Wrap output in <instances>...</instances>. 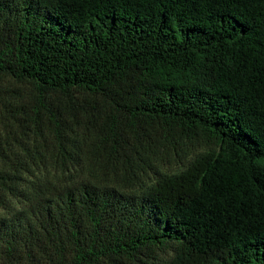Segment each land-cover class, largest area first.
Segmentation results:
<instances>
[{
	"label": "trees",
	"instance_id": "1",
	"mask_svg": "<svg viewBox=\"0 0 264 264\" xmlns=\"http://www.w3.org/2000/svg\"><path fill=\"white\" fill-rule=\"evenodd\" d=\"M83 151L138 189L20 187ZM0 264H264V0H0Z\"/></svg>",
	"mask_w": 264,
	"mask_h": 264
},
{
	"label": "rangeland",
	"instance_id": "2",
	"mask_svg": "<svg viewBox=\"0 0 264 264\" xmlns=\"http://www.w3.org/2000/svg\"><path fill=\"white\" fill-rule=\"evenodd\" d=\"M212 147V143L202 138L190 142L184 141L182 144L174 146H169L165 143L159 147V152L153 155L150 164L144 167L145 173L141 178L148 181V179L154 177L156 171H176L182 165H185L194 154ZM83 154L80 159L81 164H79L81 166L74 167L71 172H60L58 168H54L53 165L47 162L45 164L38 162L30 165L29 170L22 174V180L19 183L20 187L25 189L26 193L33 191L31 194L35 192L46 194L53 188L69 183L70 180V183H75L79 180L87 179L98 185L114 187L123 193L138 189L134 185H128L129 182L127 183V181L120 179V174L123 172L122 167L118 166V169H116V166L110 161L98 163L101 158L91 156L90 152L83 151ZM107 164L109 165L105 166ZM23 201L24 198L22 197H11L9 205L2 211L6 212L12 208H19L23 206Z\"/></svg>",
	"mask_w": 264,
	"mask_h": 264
}]
</instances>
